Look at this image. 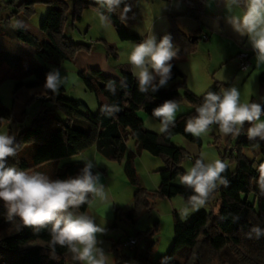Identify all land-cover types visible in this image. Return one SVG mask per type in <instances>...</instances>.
Returning <instances> with one entry per match:
<instances>
[{
	"label": "trees",
	"instance_id": "trees-1",
	"mask_svg": "<svg viewBox=\"0 0 264 264\" xmlns=\"http://www.w3.org/2000/svg\"><path fill=\"white\" fill-rule=\"evenodd\" d=\"M180 1L186 5L185 17L200 23L205 16V0ZM37 3L51 6L39 26L45 37L42 42L29 33L19 20L20 15L31 13ZM245 3L246 0H239L238 5L245 8ZM124 7L121 6L122 9ZM90 8H96L109 17L120 41H141L138 35L131 33L123 24L125 16L119 8L109 13L96 0H10L3 5L0 3V15L9 11L8 15L0 17V40L24 43L34 51V56L58 66L63 61L74 60L85 48V45L70 40L67 33L69 27L73 28L81 19L82 11ZM127 13L135 15L131 9ZM170 36L181 46L180 55L199 39L197 34L187 39L176 28H172ZM193 37L195 40L191 42ZM182 39L189 45H182ZM171 64V78L167 85L156 92L149 90L148 93L138 90L137 78L128 68L120 70V80L106 77L99 70L79 72L78 77L86 90L98 100V110L92 113L83 103L62 95L55 98L51 96L50 90L44 88L46 74L50 71L39 67L33 59L1 52L0 69L8 68L9 73L19 80L14 86V92L23 88H44L51 102L49 108L42 106L30 126H21L12 135L18 148L17 155L8 158V165L36 171L53 167L51 178L64 179L78 175L84 162L59 165L60 161L95 146L103 157L123 162L129 182L136 185L134 159L136 154L146 151L165 161V167L159 170L160 186L156 195L167 199L177 196L188 199L193 194L192 190L173 184L183 174L180 165L186 153L174 146L171 140L174 136H182L189 142L200 145L199 140L185 132L186 122L196 115L195 109L209 91L222 94L226 86L216 82L203 96H195L187 89L184 74L174 62L171 61ZM28 78H33V81L24 82ZM259 81L264 83V74L260 75ZM110 83L115 86V93L109 90ZM101 98L105 100L102 103ZM165 100L186 102L193 110L191 115L178 117L175 125L170 126L167 132L157 135L144 129L138 112L143 111L161 124L158 118L152 116V110ZM105 106H114L118 110L107 114L102 111ZM261 107L264 109V106ZM57 109L64 114V120L57 117ZM12 116V110L0 104V127L2 122L10 121ZM248 127L250 125L245 123L241 134L236 137L237 156L234 157L233 167L225 164L226 170L222 176L228 183H218L205 203L211 206L216 196L214 208L210 207L209 211L201 210L186 222H182L179 214L174 212V237L166 256L150 262L148 253L141 256L135 252L133 264H264V190L253 187V181L259 178L258 167H255L254 159L251 160L243 153L245 150H260L264 156V140H249ZM129 139L135 141L136 154L128 151ZM195 161H192V166ZM250 193L254 194L253 202L248 200ZM92 199L90 196L87 203L72 211L85 214ZM145 202L138 189L134 196V211L127 214V217L133 220ZM254 227L260 228L262 234L257 236L252 231ZM50 239L48 229L36 232L33 228L22 226L18 217L9 220L7 208L0 200V264H80L73 259V254L67 248L57 246L53 252L49 248Z\"/></svg>",
	"mask_w": 264,
	"mask_h": 264
},
{
	"label": "rangeland",
	"instance_id": "rangeland-1",
	"mask_svg": "<svg viewBox=\"0 0 264 264\" xmlns=\"http://www.w3.org/2000/svg\"><path fill=\"white\" fill-rule=\"evenodd\" d=\"M9 1L0 0V3L3 5ZM125 4L130 6L135 15L124 13L125 19H122V22L131 33L138 35L141 41H120L113 24H103L98 9L90 8L83 10L81 19L74 24L73 28L70 26L68 29L67 36L70 40L85 45V48L80 52L82 53L81 56L79 57V53L74 60H66L56 66L34 56V51L29 46L10 40H5L12 42L9 48L10 52L0 49V53L6 52L20 55L25 59H33L39 67L46 68L50 72L59 69L61 76L67 77V82L60 87L58 93L53 94L50 91L49 94L54 98L62 95L64 98L83 103L92 113H96L98 100L93 93L86 90L78 77V72L82 70V66L102 60L106 69L116 70L118 75L122 68H128L133 74L128 56L134 46L151 35L155 36L158 42L164 35H170L172 28H176L181 33L184 30L187 36L182 34L187 39L195 34L199 38L182 55L179 54L181 46L171 38L174 46L178 49L175 58L185 56L189 61L184 65L187 71L184 73L186 75V87L189 91L190 86H193L192 84L200 77L201 79L205 78L210 88L216 82L225 85L226 89L236 87L240 91L241 103L256 102L264 106V83L259 81L260 75L264 74V65L257 66L256 55L247 36H242L237 32L235 38L221 32L222 26H231L228 17L241 16L245 8L236 4L237 13L223 10L221 11L222 15H205L203 18L207 21L203 20L200 33L198 30L200 23L185 17L186 5L180 0H171L170 2L123 0L119 7L120 11L123 12L121 6L123 7ZM205 5L206 11H214L215 7L218 8L214 0H205L204 10ZM50 7L49 4L37 3L33 6L31 13L19 17L26 30L40 42L44 41L45 37L40 32L39 26L47 16ZM8 14L9 11L3 12L0 17ZM227 34H230L228 29ZM204 35L208 36L209 39L213 38L211 47L209 40H202L201 37ZM181 41L180 43H182ZM186 44L189 45L188 42ZM239 52H246L251 56L252 65L248 72H240L238 67L236 69L234 66L237 63L234 61V57ZM18 81L9 73L8 68L1 67L0 104L4 108L12 110L13 116L10 121L2 122L0 134L15 135L21 126L28 127L31 125L42 106L47 108L51 106L50 97L44 88L34 90L23 88L21 91L14 92V86ZM30 81H33V78H28L24 82ZM103 101L105 100L101 98L100 102ZM177 104L178 110L175 120L182 115L190 114L193 110L186 102L182 101ZM140 113L145 117V121L142 119L144 129L157 135L163 133L160 131L161 124L158 121L143 111H139L138 115ZM56 115L60 120H64L65 116L60 109L56 110ZM260 120L264 121V115H261ZM193 137L199 140L201 144L189 142L182 136H174L171 140L174 146L183 149L186 153V157L180 165L183 174L192 167V161L197 159H203L205 163L221 160L226 165L233 167L234 157L237 156L235 150L237 136H225L219 131L217 125H212L207 133ZM127 148L129 152L136 154L137 149L134 140L129 139ZM243 153L251 160H255V167L264 163V156L261 155L260 150L254 152L245 150ZM85 159L94 163L93 171L95 174L99 173L101 183L104 185L107 194L106 201L93 198L85 212L94 219L97 226L105 229L103 233L97 234V248L103 251L105 264H133L135 252L141 256L148 253L150 262H155L158 258L166 256L172 245L174 212L179 214L182 222H186L195 213L201 210L209 211L210 207L214 208L216 196H214L211 206L205 204L198 210L193 209L188 204V199L183 197L177 196L167 199L157 196L156 192L160 186L159 170L165 167V161L162 157L152 156L146 151L136 154L134 159L136 185L129 182L124 172L123 162L118 163L103 157L95 146L74 157L61 160L59 165L69 162H84ZM52 168L46 167L38 171L51 178ZM183 174H180L173 181L174 185L184 186L180 183V176ZM258 181L259 178L253 181V187L257 190L260 189ZM138 189L141 190L146 202L137 216L130 220L127 214L134 211V196ZM248 200L249 202L254 201L253 193L249 194ZM128 237L137 239L135 247L123 248L121 246L122 241ZM79 262L83 264V262Z\"/></svg>",
	"mask_w": 264,
	"mask_h": 264
},
{
	"label": "clouds",
	"instance_id": "clouds-1",
	"mask_svg": "<svg viewBox=\"0 0 264 264\" xmlns=\"http://www.w3.org/2000/svg\"><path fill=\"white\" fill-rule=\"evenodd\" d=\"M96 2L113 13L123 0ZM238 3L239 0H231V5ZM128 11L130 7L125 5L122 14ZM100 19L105 25L111 23L103 13ZM228 22L240 35L247 36L255 52L257 66L264 65V0H246L243 14L229 16ZM177 54L178 49L170 35H164L158 42L151 35L135 45L128 62L137 78L138 90L141 93H148L149 90L156 92L166 86L171 78V61ZM66 82L67 77L61 76L59 69H54L46 74L44 88L56 94ZM108 88L115 93L113 84L110 83ZM117 110L114 106L102 109L107 114ZM177 110L175 100H165L152 110V116L161 121V132H167L170 126L175 125ZM195 111L196 115L190 117L185 125V132L195 137L207 133L212 125H217L225 136L238 137L245 123H248V139L264 140V121L260 120L264 109L256 102L241 103L240 91L236 87H229L222 94L209 91ZM17 148L14 136L0 134V200L7 208L9 220L18 217L22 226L33 228L36 232L48 229L51 238L49 248L53 252L60 246L67 248L73 254V259L83 264H105L103 251L97 248V234L105 229L97 226L91 216L72 211L87 203L90 196L107 200L99 173L92 171L94 163L85 159L78 175L53 179L39 171L9 166L8 158L17 155ZM225 170L226 165L221 160L205 163L203 159H197L194 166L180 176V183L192 190L188 204L193 209L198 210L205 205L218 183H228L222 176ZM257 170L259 186L264 190V163ZM252 231L257 236L262 234L258 227Z\"/></svg>",
	"mask_w": 264,
	"mask_h": 264
},
{
	"label": "crops",
	"instance_id": "crops-1",
	"mask_svg": "<svg viewBox=\"0 0 264 264\" xmlns=\"http://www.w3.org/2000/svg\"><path fill=\"white\" fill-rule=\"evenodd\" d=\"M170 1H168V2H170ZM214 2H215V4L217 5L218 8L215 7L214 8V11H211V10L206 11V5H205V10H204L205 15H207V16H210V15H222L221 11H223V10H227V11H229L231 13H237V9H236L235 5H231V0H214ZM183 14H184V12H183ZM183 14H181V15H183ZM203 20L207 21L204 18L200 21L199 28H198V30H199L200 33H201V28H202ZM227 29H228V32L230 34H227ZM221 32L224 35H228V36L230 35V36L235 37V38L237 36V32L234 30V28L232 26H228V27L227 26H222ZM182 33L185 36H187L186 33L184 32V30H182ZM208 40H209V46L211 47L213 45V38H210L209 39V37H208ZM0 42H1L0 43V46H1L0 49H2L3 51H9L10 52L9 48H10L12 42L5 41V40H1ZM181 42H182L181 43L182 45H185L186 44L184 40L181 41ZM24 49H26V48H24ZM81 54L82 53H80L79 57L81 56ZM235 57H234V61L236 62V58ZM187 62H189V61H188V59L185 56H180L179 58H177V59L175 58V60H174L175 65L178 67V69L183 74L184 73H187V71L184 68V65ZM232 64H233V61H232ZM251 65H252V63H251ZM234 66H236V69H237V63ZM81 69L82 70H80L79 72H81V71H90V70H99L106 77L113 78V79H116V80H120V75L117 74V71L116 70H113V69L112 70L106 69L104 67V64L102 63V60H99L98 62L94 61V64H87L85 66H82ZM184 76L186 77L185 74H184ZM134 77H136V76H134ZM192 85L193 86H190V92L193 95L198 96V97L199 96H203L210 89V86L207 83V81L205 80V78L201 79L199 77V80H196ZM21 90L22 89H20V91ZM204 90H206V91L203 92ZM139 117H140L141 120L143 119L145 121V117L143 115H141V113L139 114Z\"/></svg>",
	"mask_w": 264,
	"mask_h": 264
},
{
	"label": "built area",
	"instance_id": "built-area-1",
	"mask_svg": "<svg viewBox=\"0 0 264 264\" xmlns=\"http://www.w3.org/2000/svg\"><path fill=\"white\" fill-rule=\"evenodd\" d=\"M202 40L207 41L208 36L201 37ZM237 67L240 72H248L251 67V56L246 52H239L236 56ZM137 245V239L128 237L122 241L123 248H133Z\"/></svg>",
	"mask_w": 264,
	"mask_h": 264
},
{
	"label": "water",
	"instance_id": "water-1",
	"mask_svg": "<svg viewBox=\"0 0 264 264\" xmlns=\"http://www.w3.org/2000/svg\"><path fill=\"white\" fill-rule=\"evenodd\" d=\"M195 40V38L193 37L192 39H191V41H194Z\"/></svg>",
	"mask_w": 264,
	"mask_h": 264
}]
</instances>
